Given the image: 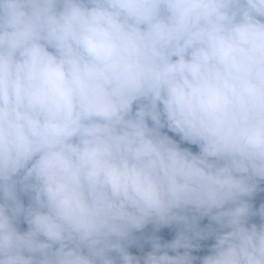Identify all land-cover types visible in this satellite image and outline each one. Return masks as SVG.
Here are the masks:
<instances>
[{"label":"clouds","instance_id":"1","mask_svg":"<svg viewBox=\"0 0 264 264\" xmlns=\"http://www.w3.org/2000/svg\"><path fill=\"white\" fill-rule=\"evenodd\" d=\"M0 264H264V0H0Z\"/></svg>","mask_w":264,"mask_h":264}]
</instances>
